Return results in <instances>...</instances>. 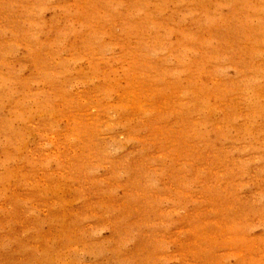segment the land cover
I'll use <instances>...</instances> for the list:
<instances>
[{"label": "rangeland", "instance_id": "rangeland-1", "mask_svg": "<svg viewBox=\"0 0 264 264\" xmlns=\"http://www.w3.org/2000/svg\"><path fill=\"white\" fill-rule=\"evenodd\" d=\"M0 264H264V0H0Z\"/></svg>", "mask_w": 264, "mask_h": 264}]
</instances>
